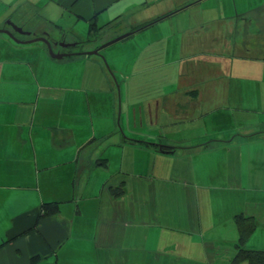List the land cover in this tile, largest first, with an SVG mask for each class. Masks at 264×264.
<instances>
[{"label":"crops","instance_id":"obj_1","mask_svg":"<svg viewBox=\"0 0 264 264\" xmlns=\"http://www.w3.org/2000/svg\"><path fill=\"white\" fill-rule=\"evenodd\" d=\"M0 4V29L18 41L44 37L62 53L57 42L93 41L92 23L100 34L121 22L139 46L151 36L153 49L124 58L133 69L174 71L149 80L168 88L137 100L141 116L127 104L135 112L122 127L91 110V76L111 88L84 49L68 47L84 53L53 64L45 43L0 32V264H233L240 216L254 223L244 248L264 250V0L29 2L39 16H12L10 0ZM177 15L195 23L177 31L185 41L173 29L147 30ZM43 203H57V213L40 214Z\"/></svg>","mask_w":264,"mask_h":264},{"label":"rangeland","instance_id":"obj_2","mask_svg":"<svg viewBox=\"0 0 264 264\" xmlns=\"http://www.w3.org/2000/svg\"><path fill=\"white\" fill-rule=\"evenodd\" d=\"M37 1H39V4ZM53 1H54V4L57 2V0H53ZM21 2L22 0H10V6H11L12 11L6 10V12L8 13L9 11L10 14L12 13V16H34V12H36V16H39L38 15V13H40L39 8L35 9V7L30 6V4L28 3L30 2L36 5L37 7H40V5L44 4L46 0L44 1L43 0H27L26 6H25L26 13L24 11V6H21L20 4ZM228 4L230 5L231 3L228 2ZM221 5L227 6L225 1L220 2L219 6ZM0 7H1V4H0ZM60 7L62 6L59 5V8ZM202 8H203L202 5H198V8L195 9V11L199 12V9H202ZM0 11H1V8H0ZM195 11L190 12L192 13V16H190V18L192 17V19H194L195 17L193 15L195 14L197 15L198 18L201 17V16H198V14ZM181 14L186 15L188 13L186 12V13H181ZM182 15H177V16L169 18L168 21L164 20L161 23H157L153 25L152 27L147 28V30L153 33L154 31H166L168 29L169 30L173 29L174 32H176L174 33V37L178 38L179 41L180 40L185 41L186 37L180 35L179 32L177 31H179L180 29H185V28L189 29L190 25L193 26L195 23H194V20L190 24L188 22H185V23L181 22ZM204 17H209V16H204ZM258 21L259 20L254 18L251 21V24L254 27H257L259 24ZM120 24L121 22L120 23L115 22L114 27L106 29L104 32L100 33L98 37L93 38V41H88L87 43H85L84 46H78L74 48L69 47L68 49L70 50L84 49L86 52L89 53V55L87 56L90 58V60L94 59L98 61L101 65V68L104 69L106 74H108V77L110 80L108 84L111 88V95L109 91H106L104 93V91L101 90L102 88L98 86V81H97L98 78L96 77L91 76V78L95 79V81L92 83H87L86 85L87 87L85 88L86 92L93 93V97H91L90 99V101H94L93 104H91V110H98L100 112L98 114L101 118H106L110 116L111 120H113L114 123H116L117 125L121 124V126L124 127L126 119H127L126 118L127 111H129L128 114H130L131 116H133L135 112V111L133 112L132 109H128L127 104H132L134 102L136 105H134L133 108H135L137 112L135 116H138V115L141 116V110H140V106L137 105V100L145 98L148 94H152L155 88H160L159 90L160 92H162L164 87H166V89L168 88L167 84L166 86H163L162 84L159 86H156V85H153L151 82H149V80L161 79L165 76H166V80L171 79V78L173 79L174 71L172 70L171 67L170 69H166V67L168 68V66L155 67L152 64H150L149 66L141 67V69L140 67H137L136 65L135 69H133L134 63L132 62V60L131 62L128 63V61L124 59V58L129 59L130 57L132 59L131 52H133L135 49H136V53L139 52L140 48L143 49L144 53L148 52V50L153 49V47L149 46L147 43L151 40L150 34L144 37L143 42L142 43L140 42L141 43L140 46L137 43V40L139 41L138 38L140 37H138V34H135V35H130L127 38L120 40L119 42H116L114 44H111L103 48L99 52L100 55L90 54L91 52L96 51L95 49L98 48L99 46H102V44L129 32V31L120 32V30L118 29ZM52 33H53L52 37L54 39L59 38L60 34L58 31L54 30L52 31ZM153 39H156V38L153 37L152 40ZM259 39L260 41L263 42V45H264V41L260 37ZM178 40L174 41L173 39H170V42H169V38L166 39L168 44H172ZM145 43H147V45ZM94 44L96 45L95 46L96 48H92ZM135 45H138V47H136ZM146 47L148 49H146ZM261 51H262L261 53L264 54L263 48ZM194 54L197 56V53H195V51L187 49L182 55H187V58H193L195 57L193 56ZM171 55H172L171 53L168 54V57H171ZM175 55H177L178 57L181 54L177 50V52H175ZM115 57H118V59H114V61H111V59ZM76 58H79V57H76ZM52 62H54L53 64H55L59 61H57L56 59ZM195 65H196V62L192 61V63L186 64L185 66L186 68L183 67V72L187 71V74L183 76L184 79L190 80L189 77L191 75V72L195 68ZM46 67H49V66L47 65ZM106 67H107V70H106ZM110 72L112 73V75ZM194 77H195V73L191 75V80L194 79ZM114 80L119 81L120 85L118 86L117 83L113 84ZM105 82H106V78H105ZM124 83H127V85L123 86ZM16 85H19V87H24V84L21 83L20 81H18ZM103 97L108 99L106 103H104L105 99ZM135 116L134 118H132L133 124H135V119H136Z\"/></svg>","mask_w":264,"mask_h":264},{"label":"trees","instance_id":"obj_3","mask_svg":"<svg viewBox=\"0 0 264 264\" xmlns=\"http://www.w3.org/2000/svg\"><path fill=\"white\" fill-rule=\"evenodd\" d=\"M146 25L147 24L137 28L136 30H139V29L145 27ZM100 29L101 28L96 26L95 23H92L90 25V27H89V30H88V40L93 39L95 37H98ZM134 31H135L134 29L131 30V33L134 32ZM49 42L52 45V42L51 41H49ZM59 43L60 42H57V44H59ZM78 43L80 44L81 42H78ZM77 44H75V45H77ZM58 49H59V47H58ZM59 50H63V49H59ZM99 52L100 51H97L96 54H98ZM83 53L82 52H80V53L76 52L74 54H71V55L63 57V59H73L75 57H72V56L82 55ZM111 75H112V73H111ZM129 140L134 141V142H141V143H144L147 146L152 145L149 142H144L143 140H136V139H129ZM161 148L164 151H167V152H170V153L174 152V150H176V149L188 150V148H186V147L183 148V147L161 146ZM41 209H42V211H41L42 213L40 212V214H43V216L55 215L57 213V211H58V204L57 203H43V205L41 206ZM236 224H237V228H238V239H237V243H236V253H235V256H234V258L232 260V263L233 264H238L239 262L243 261V262H246L247 264H264V250H249V249L244 248V246H243L245 241H246V239H247V237L254 230V223L250 219L242 218L240 216V217L236 218Z\"/></svg>","mask_w":264,"mask_h":264},{"label":"water","instance_id":"obj_4","mask_svg":"<svg viewBox=\"0 0 264 264\" xmlns=\"http://www.w3.org/2000/svg\"><path fill=\"white\" fill-rule=\"evenodd\" d=\"M11 27H12L13 31H14V32H17L18 34H26V35H28V32L23 31L21 28H19V27H17V26H14V25L11 24ZM0 32H3V33L8 34L12 39H14L16 42L21 43V44H22V43L25 44V43H28V42L30 43V42H34V41H41V42L45 43V45H46V47H47V49H48V53H49L50 57H52V58H55V59H62L63 57L68 56L67 53H56V52H53L51 43L49 42V40H47V39L44 38V37H36V38H33L32 40H28V41H18V40H16L15 37H13V36L10 34V32H8V31H6V30H2V29H0ZM128 35H129V34L127 33V34H124V35H122V36H119V37H117V38H115V39H113V40H111V41H109V42L103 44V45L100 47V49H102V48H104V47H106V46H108V45H110V44H112V43H114V42H117V41H119V40L125 38V37L128 36ZM59 45L62 46V47H65V46H68L69 44H65V43H62V42H61V43H59ZM96 53H97V51H93V52H91L90 54H96ZM87 54H89V53L87 52Z\"/></svg>","mask_w":264,"mask_h":264},{"label":"flooded vegetation","instance_id":"obj_5","mask_svg":"<svg viewBox=\"0 0 264 264\" xmlns=\"http://www.w3.org/2000/svg\"><path fill=\"white\" fill-rule=\"evenodd\" d=\"M61 43V42H60ZM62 47V46H61ZM69 46H65V47H62V48H64V49H66V48H68ZM64 49L62 50V51H60V52H62V53H65L64 52Z\"/></svg>","mask_w":264,"mask_h":264}]
</instances>
